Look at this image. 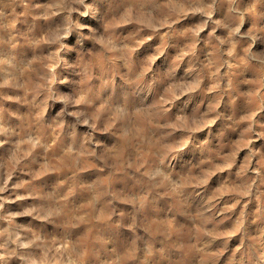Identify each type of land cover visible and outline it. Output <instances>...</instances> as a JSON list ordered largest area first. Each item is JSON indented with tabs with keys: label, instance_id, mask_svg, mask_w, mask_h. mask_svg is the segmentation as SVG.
<instances>
[{
	"label": "clouds",
	"instance_id": "obj_1",
	"mask_svg": "<svg viewBox=\"0 0 264 264\" xmlns=\"http://www.w3.org/2000/svg\"><path fill=\"white\" fill-rule=\"evenodd\" d=\"M262 113L264 0H0V264H264Z\"/></svg>",
	"mask_w": 264,
	"mask_h": 264
},
{
	"label": "rangeland",
	"instance_id": "obj_2",
	"mask_svg": "<svg viewBox=\"0 0 264 264\" xmlns=\"http://www.w3.org/2000/svg\"><path fill=\"white\" fill-rule=\"evenodd\" d=\"M116 2L118 3V0H116ZM84 22L85 23H93L90 20H87V21H84ZM262 116H264V113H262ZM252 147L254 149H259L260 151L264 152V140H260V141L256 142L255 144L252 145ZM246 154H247L246 151L241 153L240 158L238 160V163H240V162L243 161V158H244V156ZM255 166H256V162H255V159H254V161H253V167H255ZM234 171L235 170H233V172ZM227 177H228V173L227 172L222 173V174H217V177L213 179L212 184L210 185V188H213V187L218 186L219 182L222 179L227 178ZM105 182H107V181H105ZM227 199H228V197H225L224 198V200H227ZM245 202L246 201H244V200L241 201V204L237 206L236 212L234 214L233 213H229V214H226V215H230L234 219L236 215H239V212H240V210L243 207V204ZM81 203L84 205V212H88V213H91L92 212L91 207L88 206V204H87L86 201H82ZM223 203H224V201H221V206L223 205ZM12 207L15 208L16 206L15 205H12ZM255 207H256L255 202L253 204H250L248 206V208L245 210L246 213H248V214L253 213L255 211ZM104 211L105 210L103 208H101V209L98 210L97 214L103 213ZM150 220H151V228L153 230V234L154 235H157L159 233V231L161 229H164V228H166L169 231V233L175 235V233H176V224L174 223V221H173L172 218L160 216V217H152V218H150ZM186 227H195V226L189 224V225H186ZM221 227L222 228L231 227V221L230 220H225L224 221V224L221 225ZM81 235L82 236H85V239L86 240L90 236V234H84V233H81ZM117 250L118 251H122V249H120V248H118ZM128 264H131V262L129 261Z\"/></svg>",
	"mask_w": 264,
	"mask_h": 264
}]
</instances>
